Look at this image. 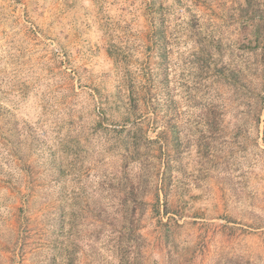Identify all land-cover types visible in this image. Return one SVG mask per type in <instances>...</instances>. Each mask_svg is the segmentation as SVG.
Segmentation results:
<instances>
[{
    "label": "rangeland",
    "instance_id": "obj_1",
    "mask_svg": "<svg viewBox=\"0 0 264 264\" xmlns=\"http://www.w3.org/2000/svg\"><path fill=\"white\" fill-rule=\"evenodd\" d=\"M0 264H264V0H0Z\"/></svg>",
    "mask_w": 264,
    "mask_h": 264
}]
</instances>
